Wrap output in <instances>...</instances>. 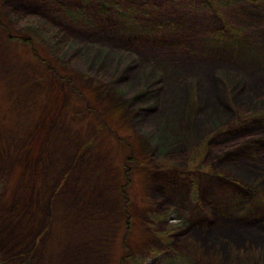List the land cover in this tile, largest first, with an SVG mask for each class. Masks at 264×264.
I'll return each instance as SVG.
<instances>
[{"label":"rangeland","instance_id":"374dc122","mask_svg":"<svg viewBox=\"0 0 264 264\" xmlns=\"http://www.w3.org/2000/svg\"><path fill=\"white\" fill-rule=\"evenodd\" d=\"M263 1L0 0V264H264Z\"/></svg>","mask_w":264,"mask_h":264},{"label":"trees","instance_id":"16d2710c","mask_svg":"<svg viewBox=\"0 0 264 264\" xmlns=\"http://www.w3.org/2000/svg\"><path fill=\"white\" fill-rule=\"evenodd\" d=\"M262 1L263 0H202V7L204 9L213 11L215 14H219L220 12H222L223 9L228 8L230 6L247 4V3L258 4V3H261ZM99 6L101 7L100 8L101 10L105 9L108 6L110 7L109 4L104 5V2H100ZM119 16L123 18L124 15L120 14ZM22 35H23V38L20 40V42L22 41V43L31 47L32 51L35 52V48L31 45L30 39L37 38L38 33L28 29V31L27 32L25 31L24 33H22ZM204 148L205 147H203V149L200 148V150H198L196 153H193L190 159V163H189L191 170L195 171L196 169H199L198 168L199 158H201V153L204 152ZM160 218L162 217L155 216L156 220H160ZM130 258L131 256L128 255L127 258L121 259L119 261V264H123ZM163 264H198V263L194 259H191L189 257L176 253L174 256L170 258H167V259L165 258Z\"/></svg>","mask_w":264,"mask_h":264}]
</instances>
